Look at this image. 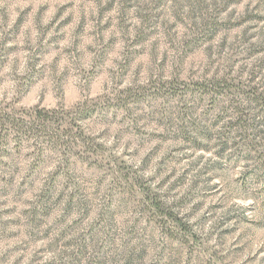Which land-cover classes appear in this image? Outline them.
Masks as SVG:
<instances>
[{
	"label": "clouds",
	"instance_id": "clouds-1",
	"mask_svg": "<svg viewBox=\"0 0 264 264\" xmlns=\"http://www.w3.org/2000/svg\"><path fill=\"white\" fill-rule=\"evenodd\" d=\"M109 2L0 0V50L17 49L0 63V116L22 117L0 142V201L17 216L38 209L0 235V264H186L188 250L145 210L146 176L160 156L147 173L143 157L160 145L186 163L219 161L217 199L249 240L264 243V135L217 154L224 125L248 111L242 90L252 84L237 76L219 92L191 64L194 55L209 66L237 60L253 47L252 61L264 60V0H131L128 8L114 0L103 11ZM138 32L147 37L134 44ZM53 36L62 39L49 44ZM193 76L208 87L197 90ZM197 252L191 264H204Z\"/></svg>",
	"mask_w": 264,
	"mask_h": 264
},
{
	"label": "rangeland",
	"instance_id": "rangeland-1",
	"mask_svg": "<svg viewBox=\"0 0 264 264\" xmlns=\"http://www.w3.org/2000/svg\"><path fill=\"white\" fill-rule=\"evenodd\" d=\"M155 2L159 4L161 0H155ZM230 2L231 0H228V3ZM113 3L114 0H110L103 11L110 10ZM131 6V0H125V7ZM59 15L60 12L57 13L56 18H59ZM259 19H264V17ZM20 22L18 20L17 24ZM68 23H70V19L61 21V24L57 26V30ZM236 23L238 25V22ZM223 27L227 31H231L229 24H225ZM216 29L217 25L213 24L204 33V36L210 37ZM146 37V32H138L133 43H143ZM60 39H62L61 36H53L49 44L56 43ZM177 39L181 44L185 43L182 34L178 33ZM113 46V42L109 40L104 51ZM220 46H228L227 37L221 38ZM16 50L15 47L0 50V63H3L4 58ZM46 51L47 45H41L36 49L35 54L39 56ZM256 51V48L253 47L247 51L245 56L237 60L229 59L225 61L222 59L220 64L213 62L211 66L203 63L198 56L194 55L191 58L193 68L197 64H202L200 76H204L205 80L213 84L216 91L223 92L225 85L233 83L237 76L241 78V82L247 79L252 84L251 88L242 90L244 93L243 99L247 101L248 111L237 109L240 114L224 125L222 136L229 131L228 137L229 140H234V147L243 141H248L250 138L264 135V94H260L257 88V85L264 80V60L252 61V56L256 54ZM185 61L188 62L187 57ZM250 62L252 63L251 68L248 66ZM37 74L33 73V75ZM200 76H193L192 79V84L197 87V90L201 85L205 88L208 87V84H205ZM226 76L233 77V80H226ZM211 77L215 79L210 80ZM18 119H22V117ZM18 119H12L7 114L0 116V120H4L3 123H0V130L3 129L2 131H4H0V142L7 143V136L11 127H22L18 124ZM236 128L238 131H235ZM2 136H4L3 139ZM202 147L206 148L207 146ZM197 151H200V149L197 148ZM161 152L164 155L161 156ZM3 153L8 154L6 148ZM228 153L229 150L223 152V154L217 152L220 156ZM157 156H160V159L157 161L155 169L151 175L146 176V180L150 182L148 189L150 194L145 197V210L154 219L155 226L160 229L162 235L177 241L184 249L188 250L189 260L186 264H191L193 253H197V259L200 258L197 246L207 256L204 264H264V243L257 246V242L249 240L247 232L241 230L239 222H233L236 221V214L231 209L226 210L223 198L217 199L219 185L213 181L214 178H219L218 174L220 172L224 171L223 166L219 165V161L212 165L205 164L203 167L194 161L186 163V161H189L187 155H181L179 150L175 148L169 150L164 145H160L158 150H154L143 157V166L146 173L152 170V161ZM2 164L3 161H0V165ZM5 167L7 166L5 165ZM151 184H155L157 191L152 192ZM185 184H188L185 195L175 199L174 197L179 194V190H182ZM22 194V190H17V196ZM165 201H171V203L166 204ZM2 204L3 202L0 201V235L8 229L22 226V221L29 215L34 220L38 212L36 208L31 210L21 209L19 216H17L16 208H3ZM206 205L207 207H205ZM156 206H159V211L156 210ZM202 209L204 211L201 213ZM5 217H8V219H5ZM210 221L213 222L211 227H209ZM7 235L11 238L16 235V232L8 231Z\"/></svg>",
	"mask_w": 264,
	"mask_h": 264
},
{
	"label": "trees",
	"instance_id": "trees-1",
	"mask_svg": "<svg viewBox=\"0 0 264 264\" xmlns=\"http://www.w3.org/2000/svg\"><path fill=\"white\" fill-rule=\"evenodd\" d=\"M1 122L3 123L4 120H0V123ZM2 130L3 129H1L0 131L1 132H4ZM235 131H238V129L236 128ZM6 134H7V132H6ZM228 135H229V131H228V133H224L223 136H222L223 138L219 141V144L217 146V148H218V151L217 152L219 154H223V152L230 150L235 145L234 140L233 139L229 140ZM1 138L3 139L4 136H2ZM155 208H156L157 211H159V206L158 207L156 206Z\"/></svg>",
	"mask_w": 264,
	"mask_h": 264
}]
</instances>
